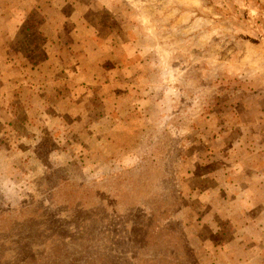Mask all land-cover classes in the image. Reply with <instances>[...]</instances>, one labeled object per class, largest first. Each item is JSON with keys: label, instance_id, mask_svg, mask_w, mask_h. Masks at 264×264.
Segmentation results:
<instances>
[{"label": "rangeland", "instance_id": "374dc122", "mask_svg": "<svg viewBox=\"0 0 264 264\" xmlns=\"http://www.w3.org/2000/svg\"><path fill=\"white\" fill-rule=\"evenodd\" d=\"M0 264H264V0H0Z\"/></svg>", "mask_w": 264, "mask_h": 264}]
</instances>
